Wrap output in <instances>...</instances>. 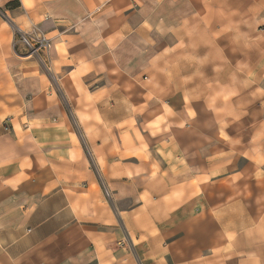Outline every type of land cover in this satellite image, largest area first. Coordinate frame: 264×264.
Here are the masks:
<instances>
[{
    "label": "crops",
    "instance_id": "1",
    "mask_svg": "<svg viewBox=\"0 0 264 264\" xmlns=\"http://www.w3.org/2000/svg\"><path fill=\"white\" fill-rule=\"evenodd\" d=\"M246 21L254 44L264 0H0V264H264V141L246 156L223 125L237 86L192 89L210 69L195 39ZM19 30L50 40L47 59ZM237 39L225 57L244 53ZM171 54L187 92L155 95L178 105L152 137L130 127L125 73ZM147 102L145 90L144 113ZM137 133L144 142L125 141Z\"/></svg>",
    "mask_w": 264,
    "mask_h": 264
},
{
    "label": "rangeland",
    "instance_id": "2",
    "mask_svg": "<svg viewBox=\"0 0 264 264\" xmlns=\"http://www.w3.org/2000/svg\"><path fill=\"white\" fill-rule=\"evenodd\" d=\"M254 25V29L258 24H252L248 21L240 23L238 25L228 22L225 24L210 23L212 30V37L218 36V34H226L227 38H207L203 40L202 38L195 39L196 48H202L205 45L208 53L203 56H199V59L205 63V67L208 66L210 69L200 70L194 72L195 86L193 90L197 98H202L206 94L207 87L204 85L211 81H221L226 83L227 86L234 85L235 87H226V95L223 97L224 102L227 101V108L229 114L226 122L223 125L230 128L232 134L231 137L235 141H241L243 143L242 153L249 156V151L251 150L252 139L263 142L264 141V71H254V65H260L261 69L264 68V37L258 36V39L254 40V44L251 42L250 35L251 26ZM240 26L243 32H238L237 28ZM261 29V25L259 26ZM217 29L216 31L214 30ZM249 33V34H247ZM201 34V32H200ZM243 36V37H242ZM237 41L240 43L239 50L244 51L242 55L234 54L235 47L230 49V54L226 57L222 54V47L229 44L231 41ZM20 39V38H19ZM220 45V46H219ZM198 48V49H199ZM181 54H171L165 55V59L156 62L155 57L150 64L151 69L132 71L131 74L125 73V78L130 79V86L128 91L130 93V112L131 120L130 127L136 129L141 128L142 133L152 132V137L154 135V127L156 124V119L159 117L163 118V123L168 118L173 117L172 112L175 111L178 104L173 102L157 103L155 100V95H160L164 98H171L176 90L185 96L187 88L184 85H179V87H174L172 81L176 80V75L178 77L181 75V71H172V62L176 59L182 58ZM133 57L139 56V54H132ZM242 56L243 59L240 60ZM48 53H44L41 56V60L47 59ZM141 58V57H140ZM141 61H144L141 58ZM199 62V60H196ZM156 62V63H155ZM236 64V65H235ZM226 65V70H222V66ZM155 67H157L155 69ZM221 67V69H219ZM186 73V71H183ZM112 78L114 80L122 79L123 74L119 71L111 72ZM130 75V76H128ZM236 89L239 90V94H236ZM147 92L148 102L146 105V112L144 113V104H141V109H139V98L143 96L144 92ZM126 105V103H125ZM182 105V104H181ZM188 105V104H187ZM232 106V107H231ZM159 111L160 114L158 113ZM157 114V115H156ZM173 120L169 123V119L164 128H168L173 125ZM152 130V131H149ZM157 129H162L160 124H157ZM145 130V131H144ZM138 131V130H137ZM162 132L161 130L159 131ZM138 134V133H137ZM125 141L131 142H144V137L140 134L134 136H127ZM147 155L152 156L145 148ZM219 154H222L220 150H216ZM136 154L143 153L142 151H136ZM246 158H244L243 166L247 165ZM245 175L250 176L253 171L246 169L244 171ZM245 180V179H244ZM232 184H228L231 186ZM249 183L243 184V189H246L247 196H249L250 188ZM214 188V187H213Z\"/></svg>",
    "mask_w": 264,
    "mask_h": 264
},
{
    "label": "built area",
    "instance_id": "3",
    "mask_svg": "<svg viewBox=\"0 0 264 264\" xmlns=\"http://www.w3.org/2000/svg\"><path fill=\"white\" fill-rule=\"evenodd\" d=\"M19 38L31 54L41 58L44 53L49 52L51 42L42 33H24L19 30Z\"/></svg>",
    "mask_w": 264,
    "mask_h": 264
}]
</instances>
